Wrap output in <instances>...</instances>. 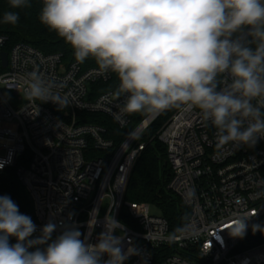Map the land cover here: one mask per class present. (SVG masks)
<instances>
[{
    "label": "built area",
    "instance_id": "obj_1",
    "mask_svg": "<svg viewBox=\"0 0 264 264\" xmlns=\"http://www.w3.org/2000/svg\"><path fill=\"white\" fill-rule=\"evenodd\" d=\"M6 42L0 36V53L6 52ZM6 53V67L0 59V175L17 167L33 209L34 237L51 219L77 225L94 243L102 231V224L89 229L96 208L100 221L114 216L123 223L141 250L125 264H264V243L241 249L252 225L264 222V139L254 147L219 148L216 128L198 109L182 106L173 113L156 137L172 173L167 190L187 212V221L170 240L167 220L150 212L157 206L124 199L133 167L149 143L147 131L163 112L136 123L134 114L117 119L127 94L96 89L112 79L111 70L65 65L61 54L45 55L25 43ZM34 70L54 93L68 96L67 106L29 99L26 81ZM2 88L20 95L24 105L15 108ZM82 113L104 115L127 133L116 145L104 127L81 122ZM238 217H250L243 238L229 233Z\"/></svg>",
    "mask_w": 264,
    "mask_h": 264
},
{
    "label": "clouds",
    "instance_id": "obj_2",
    "mask_svg": "<svg viewBox=\"0 0 264 264\" xmlns=\"http://www.w3.org/2000/svg\"><path fill=\"white\" fill-rule=\"evenodd\" d=\"M8 2L12 9L31 7L30 0ZM42 4L40 22L71 46L78 62L92 57L100 68L117 74L127 94L117 119L187 106L211 121L219 148L254 147L264 139V0ZM18 21V12L7 11L0 23L15 26ZM28 75L29 99L69 104L68 96L54 93L38 70ZM98 213L94 208L88 222L90 231L102 224L94 243L77 225L51 219L34 237L37 226L31 217L9 195H0V264H125L141 255L123 223L114 216L100 221ZM249 218H236L230 235L243 238ZM252 231L264 233V226L254 224Z\"/></svg>",
    "mask_w": 264,
    "mask_h": 264
},
{
    "label": "trees",
    "instance_id": "obj_3",
    "mask_svg": "<svg viewBox=\"0 0 264 264\" xmlns=\"http://www.w3.org/2000/svg\"><path fill=\"white\" fill-rule=\"evenodd\" d=\"M30 3L29 8L12 9L8 0H0V20L7 11H15L19 14V21L15 26L0 23V36L7 38L4 50L9 52L14 45L25 43L45 55L61 54L65 65L78 62L71 46L40 22L39 14L43 6L41 1L30 0ZM79 63L83 69L99 66L92 57ZM96 89L98 94L111 90L119 91L121 88L117 74L113 72L112 79L108 83L98 84ZM177 109L174 107L164 111L149 127L146 134L149 143L133 167L124 198L129 203H147L157 206L167 220L170 232L174 234L183 229L187 221V212L179 205L177 198L167 190L172 173L166 161V148L158 141L156 134ZM148 114L147 112L134 114V122L141 121ZM80 117H83L81 122L104 127L105 137L112 139L116 145L127 133L120 130L111 119L104 115L82 113ZM16 168H9L0 175V195H9L18 205L20 212L34 220L32 205L24 188L17 180ZM123 221L126 222L124 219ZM258 224L264 226V222ZM12 243H15L14 238ZM262 243H264V233L251 230L241 244V249H248Z\"/></svg>",
    "mask_w": 264,
    "mask_h": 264
},
{
    "label": "rangeland",
    "instance_id": "obj_4",
    "mask_svg": "<svg viewBox=\"0 0 264 264\" xmlns=\"http://www.w3.org/2000/svg\"><path fill=\"white\" fill-rule=\"evenodd\" d=\"M1 90L8 102L12 104L15 108H21L24 105V100L20 95H15L13 92L10 91H4L3 88ZM150 212L152 215L157 216L161 214L159 208L154 206L150 207Z\"/></svg>",
    "mask_w": 264,
    "mask_h": 264
},
{
    "label": "water",
    "instance_id": "obj_5",
    "mask_svg": "<svg viewBox=\"0 0 264 264\" xmlns=\"http://www.w3.org/2000/svg\"><path fill=\"white\" fill-rule=\"evenodd\" d=\"M0 59H1L3 67H6V65H7V53L1 52L0 53Z\"/></svg>",
    "mask_w": 264,
    "mask_h": 264
}]
</instances>
